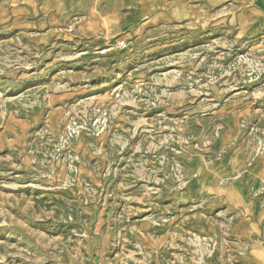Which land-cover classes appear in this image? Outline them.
<instances>
[{"label":"rangeland","instance_id":"obj_1","mask_svg":"<svg viewBox=\"0 0 264 264\" xmlns=\"http://www.w3.org/2000/svg\"><path fill=\"white\" fill-rule=\"evenodd\" d=\"M42 1L0 22V264H239L255 243L206 183L264 157V31L213 8L146 39L122 0Z\"/></svg>","mask_w":264,"mask_h":264},{"label":"crops","instance_id":"obj_2","mask_svg":"<svg viewBox=\"0 0 264 264\" xmlns=\"http://www.w3.org/2000/svg\"><path fill=\"white\" fill-rule=\"evenodd\" d=\"M30 1L34 3V0ZM12 2L13 0H0V22L5 20V10L8 13L13 9L18 17L22 14L20 6L8 7ZM121 3L129 9L122 25H130L133 31H137L134 34L139 36L140 32H143L146 39L154 36L183 35L185 31L191 29L193 18L203 20L206 24L212 23L213 8L222 12L219 19L227 17L230 20V14L233 13L236 30L251 34L264 31V0H147L140 2L139 6H135V0H122ZM40 4L39 14L43 17L48 16L51 11L56 12L59 17L68 16L74 11L73 7L65 5L62 0H43ZM28 6V12L36 9L30 4ZM77 10L79 12L87 10L93 14L95 9L92 4L78 6ZM144 11H149L150 14L146 16ZM135 18H138L137 21ZM37 24L45 26L46 18H43V21L38 19ZM239 173H242L239 176V183L233 185L217 188L214 181L206 180L208 182L205 183L212 193H215L211 194V207L223 205L230 211L239 209V223L234 227L235 232L239 231V243H242L246 234H250L255 243L239 264H260L254 252L259 247L264 249V221L261 224L264 217V157L255 158L248 165L239 160ZM198 225L205 230L209 227L204 220L199 221Z\"/></svg>","mask_w":264,"mask_h":264},{"label":"built area","instance_id":"obj_3","mask_svg":"<svg viewBox=\"0 0 264 264\" xmlns=\"http://www.w3.org/2000/svg\"><path fill=\"white\" fill-rule=\"evenodd\" d=\"M117 46L121 48V47H125L126 45H125V42L123 40H120L117 42Z\"/></svg>","mask_w":264,"mask_h":264},{"label":"bare ground","instance_id":"obj_4","mask_svg":"<svg viewBox=\"0 0 264 264\" xmlns=\"http://www.w3.org/2000/svg\"><path fill=\"white\" fill-rule=\"evenodd\" d=\"M264 253V252H263Z\"/></svg>","mask_w":264,"mask_h":264}]
</instances>
